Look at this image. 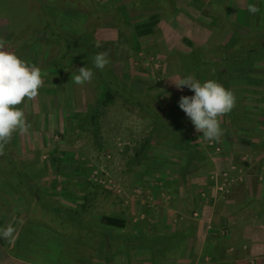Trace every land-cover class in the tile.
<instances>
[{"label": "rangeland", "instance_id": "rangeland-1", "mask_svg": "<svg viewBox=\"0 0 264 264\" xmlns=\"http://www.w3.org/2000/svg\"><path fill=\"white\" fill-rule=\"evenodd\" d=\"M42 1L47 31H38L37 43L16 54L40 69L43 84L36 97L20 104L30 127L27 132L12 134L9 152L36 181L42 199L36 200L30 193L21 196L0 176V231L13 229L9 237L0 236V247L43 261L46 245L38 249V260L27 239L17 246L14 243L13 250L7 247V242L15 241L18 226L26 223L31 209L35 220L62 232L76 230L59 218L50 219L45 201L96 229L102 213L126 219L123 229L110 233L122 235L128 242L112 240L111 261L103 260V264H166L168 260L171 264L170 258L179 259L180 264H205L230 255L235 256L220 264H264V62L255 68L238 61L225 76L222 84L233 91L236 100L232 110L219 117L222 135L218 140L207 139L195 129L178 106L181 95H192V90L178 89L173 82L185 75L203 82L212 70V64H207L186 73L178 54L192 48L240 46L235 32L247 35L249 27L240 28L237 23L241 21L232 20L233 10L227 14L231 18L226 16L223 4L228 3L221 2L220 6H204L199 14L183 12L190 14L188 22L193 19L203 26L187 37L178 27L187 19H176L188 5L182 0H176L177 12L167 0H158L156 6L148 4L156 11L139 8V0ZM43 26L39 0H0V39L12 34L21 37ZM50 30L75 41L89 34L98 52L108 53L107 66L119 83L133 90L138 104L123 96L99 103L104 82L86 59L71 61L68 69L58 68L53 77L47 68L51 60L68 57L66 42L53 41ZM207 56L209 62L215 58L211 53ZM82 66L94 74L78 85L72 77ZM145 106L153 108L184 141L197 145L208 161L195 169L188 167L183 177L186 157L182 145L159 129L153 132L154 118ZM146 140H150L146 154L137 156ZM136 233L140 238L134 240ZM96 239H90L92 246L104 247L102 238L98 243ZM39 240H43L41 236ZM72 243L78 252L100 257L95 247ZM243 244L244 250L239 248ZM2 261L0 258V264Z\"/></svg>", "mask_w": 264, "mask_h": 264}, {"label": "trees", "instance_id": "trees-1", "mask_svg": "<svg viewBox=\"0 0 264 264\" xmlns=\"http://www.w3.org/2000/svg\"><path fill=\"white\" fill-rule=\"evenodd\" d=\"M158 2V0H139V2L136 3L137 5H139V8L143 10L145 9L146 11H150L151 9L155 10L156 8H150L151 6H148V4L153 5V3H155L156 6ZM136 3H133L134 7ZM167 3L174 12L178 11L179 7L177 5L176 0H167ZM42 5L43 1L39 0V7L44 22V26L42 27V29L33 30V32L21 37H16L15 34L6 37L3 41L5 42L7 48L16 53L17 50L22 51L28 47H32L37 43V40H39V36L36 33L38 31H47L46 28H48L49 23L48 21L46 22L47 19H44L45 16L44 10L42 11ZM163 9L164 11L166 10L165 8H159L160 11H162ZM215 21L216 20H213L212 25L216 24ZM235 34L240 43V46H215L208 50L202 48H192L186 53L178 54V61L179 63H181L183 70H185L186 73H189L195 67L202 65L205 68L209 64H212V70H209L208 72V79H215L222 84L224 82L225 76L230 73L231 69L236 66L238 61H247L248 66H254L255 64L263 63L264 31L258 32L256 34L247 35L241 34L236 31ZM49 37L56 42H60L61 40H64L66 42L65 55H67L68 57V60H63L62 58L58 57H54L51 60V65L47 68L48 70L51 69L49 73L52 74L53 77H56V75H58V68L68 69L70 67L71 61L78 60L79 58L83 60L86 59L89 65H94L93 58L99 52L95 46V41H93V38H91L89 34H86L85 37H81L80 39H78L80 41H75L69 40L68 38H66V36L62 35L61 33L50 30ZM183 41L186 42L188 45L192 46V42L189 41L187 38H184ZM210 53L214 54L215 58L211 59L209 62L208 60H206L208 59V56L206 58V55H209ZM220 68H224L225 70L222 71L220 70ZM98 70L100 73V77L104 82L102 93L99 96V103H105L109 100H112L113 97L116 96H123L125 100L138 104V100L133 97V90L119 83L116 77L114 76L113 72L110 70L109 66L106 65L104 69ZM206 71L207 70L205 69V72ZM17 107H20V105H18ZM144 108L146 112L154 118L153 132H156L159 129V133H163L165 137L168 135L171 138H177V140L182 145L186 157V162L182 166L181 170V173L184 175L183 177H185V171L188 167L191 166L193 169H195L199 167L200 164H204L208 161L207 156L203 153V151H201L200 148L197 147V145L187 140L184 141L181 136L178 135L177 132L174 131L172 127L168 123H166L155 110H153V108L147 106H145ZM94 113L92 115H94ZM149 143L150 140H146V143L142 144L141 152H138L137 156H144L146 154V151L149 148ZM10 150L11 141H9L4 146V148L0 150L1 178L4 179V182L9 185V187H12L14 190L19 191V194L21 196L24 197L26 193H30L36 200H41L42 198L40 199V191L36 185V181L34 182V180L27 174V172L22 170V168L18 166L15 160L11 158L9 154ZM43 205H45L43 207L46 208L47 211L50 213V219L59 218L62 221L71 224L72 228H76V230H71L72 232L69 233L62 232L54 225L47 224L42 220H35V218L30 215L33 209L29 211L27 210L28 220L25 224L36 223L40 226L46 227L63 237L69 238L72 242L76 243L80 247H86L90 249L95 247L94 250L100 254V259H103L107 263L111 261V257L108 255L110 242L116 239H118L119 241H123L124 243L128 242L127 238L123 237L122 235L114 237L110 233V230L112 229H123L126 226V219L122 217L102 213L100 216V228L96 229L90 225L82 223L80 220L76 219L75 215L66 210L61 209L58 206H53L45 201L43 202ZM25 224L23 223L22 225L18 226V232H16L17 235L23 228L22 226ZM78 228L80 230H78ZM81 229L84 230L81 231ZM95 237L98 238L96 239V243H98L97 241L99 240V238H102L104 247L101 248L97 246H92L94 244L90 243V239H93ZM139 238V233H136L134 234V237L132 239L137 240ZM96 243L95 245H97ZM119 244H122V242H119ZM8 245L9 247H11L12 250L15 247L14 241L13 243L7 242V247ZM83 258H85L86 261L89 259L87 255H85Z\"/></svg>", "mask_w": 264, "mask_h": 264}, {"label": "clouds", "instance_id": "clouds-1", "mask_svg": "<svg viewBox=\"0 0 264 264\" xmlns=\"http://www.w3.org/2000/svg\"><path fill=\"white\" fill-rule=\"evenodd\" d=\"M247 11L255 14L260 9L256 3L249 2ZM108 63L107 52H99L93 58L96 69L102 70ZM93 74L91 68L82 66L72 78L79 85L91 80ZM173 82L178 89L187 87L192 90V95H181L178 106L195 129L207 139L218 140L222 135L219 117L230 112L235 105L233 91L215 79L202 82L192 75H185ZM42 84L40 69L7 48L0 39V150L10 141L14 132L28 131L30 125L25 121L23 110L17 106L26 98L36 97ZM12 231L9 227L0 231V236L7 238Z\"/></svg>", "mask_w": 264, "mask_h": 264}, {"label": "crops", "instance_id": "crops-1", "mask_svg": "<svg viewBox=\"0 0 264 264\" xmlns=\"http://www.w3.org/2000/svg\"><path fill=\"white\" fill-rule=\"evenodd\" d=\"M185 1L188 5H185L181 10H180V15L176 17V19H182L181 22H183L184 18L187 19L184 23L180 26V29L182 30L181 32H184L183 34H186L187 37H190L191 35H195V32L199 31L198 28H202V24L196 23L193 21L188 22L190 20V14L185 15L183 12H195L196 14H199L200 9H204V6H208V4L211 3H217L216 5L220 6L221 4L218 2L223 3H228V6H224L226 16H228V12H231L232 10L234 11L232 15V20H240L241 23H237V25L241 27H249L247 29L248 31H245L246 34H256L258 32H263L264 31V0H182ZM249 2H254L257 4L259 7L260 11L255 14H251L247 11V7ZM217 8V7H216ZM217 12H221L220 16L225 17L223 14V11L217 9ZM222 14V15H221ZM235 17L233 18V16ZM192 18L194 17L191 16ZM200 17V16H199ZM229 17V16H228ZM197 18V17H196ZM220 18V17H219ZM231 18V17H229ZM195 19V17H194ZM179 24V23H178ZM181 24V23H180ZM184 24V25H183ZM201 25V26H200ZM192 39V38H191ZM255 68L258 67V64L254 65ZM31 224V223H30ZM27 224L25 229H21L19 234L16 236L14 243L19 244L22 239H27L28 240V246L33 248L35 257L37 259V256L40 254V251L38 249H45L47 247L46 251L48 253H42L41 257L43 261H33L32 258L28 257H23V255H17V254H11V252L3 250V248L0 247V254H1V259L3 260V264H12V261H14V264H85L83 261V255L81 252H78L76 250V246L69 240L59 237L56 233L50 231L49 229H45L42 226H35L34 224ZM42 237L43 240H39V237ZM53 238V240L50 239ZM40 241L37 243V241ZM31 241L35 243H30ZM242 242V241H241ZM240 241L238 242L239 244L241 243ZM22 243V242H21ZM46 245V246H45ZM15 246V247H16ZM45 246V247H43ZM14 247V248H15ZM246 244L239 245L240 249H245ZM37 248V249H36ZM18 249V248H17ZM138 250V249H137ZM232 250V246L227 248V253L228 255L231 253L229 252ZM39 252V253H38ZM42 252V250H41ZM45 252V251H44ZM78 252V253H77ZM53 254V256H51ZM13 255V256H12ZM227 255V256H228ZM89 257L90 262L87 264H103V259H100V257H97L96 255L91 256L87 255ZM235 255H230V257L225 258L226 260H231L230 258L234 257ZM98 259V260H97ZM38 260V259H37ZM80 260V261H79ZM179 259L177 258H170L171 264H180L178 263ZM226 260H220V261H207L205 264H220V263H226ZM169 261V260H168ZM168 261H165L164 263L167 264ZM161 263V262H160ZM159 263V264H160Z\"/></svg>", "mask_w": 264, "mask_h": 264}, {"label": "built area", "instance_id": "built-area-1", "mask_svg": "<svg viewBox=\"0 0 264 264\" xmlns=\"http://www.w3.org/2000/svg\"><path fill=\"white\" fill-rule=\"evenodd\" d=\"M223 184H225V183H223ZM223 184L221 185L220 189H222ZM195 214H197V213H195Z\"/></svg>", "mask_w": 264, "mask_h": 264}]
</instances>
